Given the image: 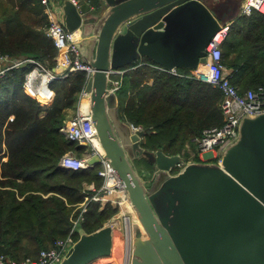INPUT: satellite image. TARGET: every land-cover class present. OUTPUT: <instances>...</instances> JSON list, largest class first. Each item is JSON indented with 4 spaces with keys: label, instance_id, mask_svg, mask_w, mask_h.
Masks as SVG:
<instances>
[{
    "label": "water",
    "instance_id": "95a60500",
    "mask_svg": "<svg viewBox=\"0 0 264 264\" xmlns=\"http://www.w3.org/2000/svg\"><path fill=\"white\" fill-rule=\"evenodd\" d=\"M243 1L101 0L109 10L99 17L89 15L85 0H62L67 30L84 32L99 23L94 53L83 47L82 36L77 44L82 60L93 67L86 90L100 144L134 210L130 264H264V112L243 117L219 162L185 163L182 153L145 148L146 131H132L120 117L118 94L109 87L114 68L140 58L166 69L206 64L212 37L238 16ZM138 157L153 169L142 172L152 175L148 181L133 165ZM77 233L57 264L122 257L121 213L91 232L80 224Z\"/></svg>",
    "mask_w": 264,
    "mask_h": 264
},
{
    "label": "trees",
    "instance_id": "16d2710c",
    "mask_svg": "<svg viewBox=\"0 0 264 264\" xmlns=\"http://www.w3.org/2000/svg\"><path fill=\"white\" fill-rule=\"evenodd\" d=\"M85 1L97 9L101 6V0ZM47 25L41 0H2L0 51L14 58L32 56L54 68L57 48L46 35ZM223 62L240 91L264 84V12L253 10L232 21L223 43ZM32 66L27 62L0 76V255L8 248V258L17 262L37 257L41 249L66 237L86 185L99 188L103 183L97 165L77 171L59 167L67 151L84 149L69 143L60 128L68 109L77 108L86 72L55 79L51 83L55 97L43 105L24 86ZM129 66L135 67L124 74L117 91L120 117L146 131L145 148L190 158L188 148L195 149L204 128L223 123L222 91L192 76L194 69L178 68L173 73L147 57L125 67ZM100 205L98 201L90 205L83 223L88 232L118 211L111 203Z\"/></svg>",
    "mask_w": 264,
    "mask_h": 264
},
{
    "label": "built area",
    "instance_id": "2783aa9c",
    "mask_svg": "<svg viewBox=\"0 0 264 264\" xmlns=\"http://www.w3.org/2000/svg\"><path fill=\"white\" fill-rule=\"evenodd\" d=\"M73 1L77 5L79 4V0ZM41 3L48 20L45 30L46 35L54 41L57 48L56 67L51 68L46 63L32 56L14 58L0 51V62H8L6 66H0V74L2 75L6 70L19 67L27 62L33 64L25 75V87L34 94L45 95L46 93V99L51 100L54 97V91L49 89V85L51 87V83L55 79L67 77L79 70L85 71L87 78H89L93 67L81 58L80 48L77 44L79 40L77 32L67 30L59 19L56 0H41ZM253 10L264 12V0H245L241 6L240 15H249ZM231 24L232 21H228L221 25L206 48L208 62L201 64L192 74V76H196L219 88L223 93V101L221 103L223 123L204 128L200 137L197 138V156L201 160L218 159L223 148L238 135L243 117L264 112V84L255 89L240 91L231 82L230 71L223 62V43L229 33ZM156 66L163 70L178 73L175 68L165 69L158 64ZM124 71L122 69L115 70L114 73L123 74ZM118 80L122 81V78L111 79L113 91H117L120 88ZM77 105L76 115L66 119L60 131L63 132L69 143L83 146L84 149L80 155L77 154V150L67 151L61 157L59 167L77 171L93 168L97 165L99 166L98 174L103 178V183L99 188H96L93 183L86 185L88 186V191H94V193L89 194L91 192H87L84 200L78 205L77 211L71 218V230L66 237L57 240L55 246L41 249L37 257H27L19 262L8 258V255L2 253L0 255V264L59 263L65 254L66 248L76 241L75 232H77V227L86 221L93 201L100 202L101 208H104L108 202L112 201V204L120 208V212L123 213L125 248L122 264H130L132 252L131 218L133 219V215L130 211L127 212L129 208H125L128 203L125 187L100 144L98 129L92 119L90 101L85 89L82 90ZM130 127L132 131L143 129L133 123H130ZM192 155L195 156V153ZM96 156H99L98 160L93 161ZM179 166L181 167V164Z\"/></svg>",
    "mask_w": 264,
    "mask_h": 264
},
{
    "label": "crops",
    "instance_id": "0c3cea01",
    "mask_svg": "<svg viewBox=\"0 0 264 264\" xmlns=\"http://www.w3.org/2000/svg\"><path fill=\"white\" fill-rule=\"evenodd\" d=\"M243 1V0H242ZM245 1V0H244ZM243 1V2H244ZM61 3H62V0H56V4H57V13H58V16H59V19L61 20V14H62V7H61ZM88 3V2H87ZM91 5V4H90ZM242 6V5H240ZM91 10L88 12L89 15H98L99 17L102 16V15H105L107 13V11L109 10L105 4L103 5V7L101 8V6L97 9L95 8L93 5H91ZM100 10V11H99ZM240 10H241V7H240ZM240 10H239V14L238 16L240 15ZM98 12H100V14H97ZM87 13V14H88ZM230 21H233V20H230ZM228 22V21H227ZM98 29H99V23L97 22H94L93 24H91L89 27L86 28V30L84 32H82V29L81 28H78L76 31H78V34L80 36H82V39H83V47L87 48L88 50H90V53H94L95 52V47H96V44H97V33H98ZM139 59H137L136 61H138ZM140 60H143V58H140ZM134 61V62H136ZM133 62V63H134ZM131 63V64H133ZM149 83H151L149 81ZM119 98V96H118ZM74 112V111H73ZM119 112V110H118ZM143 141V139H142ZM193 154V152L191 153ZM195 156L191 155V158L190 160H201L200 158L198 159H195L194 158ZM186 163V161H185ZM184 163V164H185ZM180 168V166L178 168L175 169L178 170ZM145 180H146V176L143 174ZM149 178V177H148ZM151 179V177L149 178V180ZM86 188H88V186H86ZM125 209V208H124ZM128 211H131L130 209H128ZM133 212V211H131ZM119 214V213H118ZM84 227V226H83ZM100 262L96 263V264H104L105 262H102V260H99ZM95 263V262H93ZM92 263V264H93Z\"/></svg>",
    "mask_w": 264,
    "mask_h": 264
},
{
    "label": "rangeland",
    "instance_id": "374dc122",
    "mask_svg": "<svg viewBox=\"0 0 264 264\" xmlns=\"http://www.w3.org/2000/svg\"><path fill=\"white\" fill-rule=\"evenodd\" d=\"M2 0H0V2H1ZM100 11V10H99ZM57 55V54H56ZM40 60V59H39ZM42 61V60H41ZM43 63H46V62H44V61H42ZM8 64V62H5V61H2V62H0V66H6ZM47 64V63H46ZM120 75H115V74H113L112 76H111V78H118ZM109 87H111V82L109 81ZM53 91H54V89H53ZM31 93V92H30ZM120 93V92H119ZM117 94H118V92H117ZM35 96V95H34ZM36 97V96H35ZM54 97H55V91H54ZM37 99H38V97H36ZM54 99V98H53ZM53 99H51V100H48L47 101V104H50L52 101H53ZM39 100V99H38ZM40 101V100H39ZM119 103H120V99H119ZM78 106V105H77ZM119 106V105H118ZM117 109V111L119 110V108L117 107L116 108ZM76 111L75 109H68V116L67 117H69L70 115H72L74 112ZM62 134H63V132H62ZM64 135V134H63ZM64 137H65V135H64ZM65 139H66V137H65ZM189 147V146H188ZM189 149V151H190V153H195V156L196 157H198L197 156V151H198V144L196 143V147H195V149H193V148H188ZM77 154L78 155H80L81 154V152H77ZM63 156V155H62ZM61 156V157H62ZM191 158V157H190ZM190 158H188L187 157V159H186V162L187 161H189L190 160ZM7 159V156H5L4 157V160H6ZM198 161H200V160H198ZM206 161H208V162H216L215 160H213V159H209V160H206ZM184 164H182L181 166H183ZM140 172V174H142V170H140L139 171ZM144 174H146V173H144ZM143 175V174H142ZM148 175V177H151L152 178V175H150V174H147ZM144 177V176H143ZM144 181H146V180H144ZM94 184V183H93ZM90 185V184H89ZM94 186H95V184H94ZM97 188V187H96ZM85 191V190H84ZM87 192H91V193H89V194H93L94 193V191H88V189H86V193H85V195L87 194ZM83 201V200H82ZM81 201V202H82ZM127 201H128V199H127ZM81 202H79L77 205H75L74 206V209H73V214H72V216L75 214V212L77 211V209H78V205L81 203ZM108 203H113L112 201H110V202H108ZM127 203V202H126ZM125 208H129L131 211H134L133 210V208H132V206L130 205V203H129V201H128V203L126 204V206H125ZM125 210V209H124ZM125 211H127V210H125ZM130 211V212H131ZM127 212H129V211H127ZM118 213H121L122 215H123V213L122 212H120V208H118V211H117V213H115L113 216H115L116 214H118ZM72 216H71V218H72ZM124 216V215H123ZM111 219V218H110ZM110 219L108 220V221H110ZM107 221V222H108ZM106 223V222H105ZM117 223V222H116ZM78 238V237H77ZM123 245H124V248H125V233H124V238H123ZM132 245H133V238H132ZM123 255H122V257L121 258H119L118 256H116V255H112V256H103V257H99L98 259H95V260H93V261H91V262H89L88 264H92L93 262H95V263H93V264H96V263H98V262H100L99 260H102V262H107V261H110V260H116V261H118L120 264H122L123 263V258H124V252L122 253Z\"/></svg>",
    "mask_w": 264,
    "mask_h": 264
},
{
    "label": "bare ground",
    "instance_id": "6f19581e",
    "mask_svg": "<svg viewBox=\"0 0 264 264\" xmlns=\"http://www.w3.org/2000/svg\"><path fill=\"white\" fill-rule=\"evenodd\" d=\"M252 13V12H251ZM77 32V34H78V31H76ZM78 36H79V38H80V35L78 34ZM143 60H141V62H142ZM128 65V64H127ZM126 66V65H125ZM118 67V68H114L111 72H110V75H109V81L111 82V76L113 75V74H115V75H120L118 78H122V81L121 80H118L119 81V87L121 88L122 87V85H123V76H124V74L126 73V72H128V71H131L132 69H133V67H135V66H129V67ZM226 66V65H225ZM56 67V66H55ZM54 67V68H55ZM199 67V66H198ZM197 67V68H198ZM197 68H195L194 70H196ZM125 70L124 71V73L123 74H116V73H114V71L115 70ZM166 69V68H165ZM175 69H177V71H178V68H175ZM227 69H229V71H230V76L232 75V71H231V69L230 68H227ZM3 75V74H2ZM1 74H0V76H2ZM26 75V74H25ZM88 79L89 78H87V80H86V83L84 84V86H83V89H85V91L88 93V97H89V99H90V93L86 90V86H87V83H88ZM203 81V80H202ZM205 82H207V81H205ZM209 83V82H208ZM24 86H25V82H24ZM215 87V86H214ZM26 88V87H25ZM52 87H50V85H49V89L50 90H53V88L51 89ZM111 88V90H112V86L110 87ZM119 88V89H120ZM238 88V87H237ZM27 89V88H26ZM82 89V90H83ZM118 89V90H119ZM239 89V88H238ZM117 90V91H118ZM27 91H29L28 89H27ZM113 91V90H112ZM117 91H113V92H117ZM30 92V91H29ZM82 92V91H81ZM81 92H80V95H81ZM32 93V92H31ZM33 95H35L36 97H38V99L40 100V103L41 104H47V99H46V97L45 96H47V94L45 93V95H42V94H40V93H32ZM223 94V93H222ZM80 95H79V97H80ZM54 98V97H53ZM52 98V99H53ZM222 101H223V99H222ZM76 113H77V108H76V111L72 114V115H70L69 117H72V116H74V115H76ZM69 117H67L66 119H68ZM65 119V120H66ZM94 122V121H93ZM95 125V124H94ZM130 125V124H129ZM209 127H211V126H209ZM207 128V127H206ZM95 143V142H94ZM196 143L198 144V141H197V139H196ZM96 144V143H95ZM222 152V151H221ZM221 152H220V156H219V158L217 159V158H211V159H213V160H215L216 162H219L220 161V159H221ZM200 161H206V160H200ZM111 163V162H110ZM184 164V163H183ZM112 165V164H111ZM182 165V164H181ZM113 167V166H112ZM114 168V167H113Z\"/></svg>",
    "mask_w": 264,
    "mask_h": 264
},
{
    "label": "flooded vegetation",
    "instance_id": "af4514ba",
    "mask_svg": "<svg viewBox=\"0 0 264 264\" xmlns=\"http://www.w3.org/2000/svg\"><path fill=\"white\" fill-rule=\"evenodd\" d=\"M133 165L140 171V170H142V171H144V172H150V173H152V171H153V169H152V167L150 166V164H148L142 157L141 158H136L134 161H133ZM145 176H146V181H148L149 180V178H148V175L147 174H145Z\"/></svg>",
    "mask_w": 264,
    "mask_h": 264
}]
</instances>
